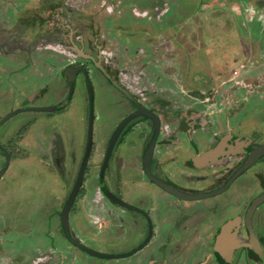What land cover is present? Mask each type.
<instances>
[{"label": "rangeland", "instance_id": "obj_1", "mask_svg": "<svg viewBox=\"0 0 264 264\" xmlns=\"http://www.w3.org/2000/svg\"><path fill=\"white\" fill-rule=\"evenodd\" d=\"M1 1L0 64L3 57L12 64H1L0 76H28L17 71L22 64L19 62L26 60V53L21 51L26 45L34 48L41 42L38 53H46L48 42L52 49L47 50L53 52L54 61L62 62L53 69L58 74L61 66L78 58L73 47L68 46V34L74 33L84 37L94 51L93 42L99 44L105 51L103 59L108 71L124 85L132 86L136 95L159 114L162 137L158 144H193L185 131L192 115L207 122V127L213 126L217 134L231 131L264 140V0H24L12 5L16 8L6 22L2 20L3 8L8 10L11 5ZM17 18L26 19L29 29L19 28ZM31 38L34 41L29 44ZM57 77L50 80L48 96L37 104L63 102L61 96L66 94ZM91 81L92 140L96 151L85 174L84 193L71 209L69 221L75 236L94 245L97 251L112 254L125 250L120 244L127 236V226L120 220L126 212L104 200L97 178L102 153L128 105L124 101L120 106L116 104L122 98L101 73H93ZM5 88L0 84V114L19 105L32 90L10 91L7 95ZM34 115L12 114L0 125V143L6 141L8 131L14 132ZM88 115V89L81 79L65 112L54 116L49 136L39 124L34 133L40 138L39 144H23V151L12 159L0 178V264H132L76 249L64 239L61 229L59 211L75 182L81 152L89 138ZM151 130V122L143 120L124 135L117 152L120 159L114 160L112 171L106 175L110 189L122 191L130 185L128 178L138 184L144 182L140 158L131 164L123 157L130 150L139 156ZM23 136L27 142L35 143L37 139L29 133ZM53 137L63 143L55 144L62 147L58 162H52V144H40ZM200 138H196L199 144L208 140ZM163 150L160 157L164 168L169 169L170 162L165 157L170 152ZM177 150L179 159L174 171H192L185 164L189 148ZM117 169L123 179H118ZM246 180H237L229 195L243 193ZM207 184L205 180L195 184L189 181L187 185ZM137 187L145 193L153 188L150 183ZM128 197L129 192L125 194ZM52 215L53 223H47ZM50 236L55 238L54 251Z\"/></svg>", "mask_w": 264, "mask_h": 264}, {"label": "flooded vegetation", "instance_id": "obj_2", "mask_svg": "<svg viewBox=\"0 0 264 264\" xmlns=\"http://www.w3.org/2000/svg\"><path fill=\"white\" fill-rule=\"evenodd\" d=\"M22 1L24 0H2V4L8 2L11 5L8 10L3 8L2 20L6 22L7 17L16 8L12 5L21 4ZM16 20L19 22V28L26 26L29 29L30 25L25 21L26 19L17 18ZM14 29L16 32L18 31V28ZM33 41L34 38H31L29 44ZM68 41V46L73 47L78 58L61 66L58 74H55L53 69L62 62L60 60L54 61L52 58L53 52L47 50L52 49L48 42L45 45L46 53H38L36 50L41 48L43 44L41 42L36 44L34 48L26 45L25 50L21 51V54L26 53V60L19 62V64H22L17 67V71L25 72L28 76L22 78H17V75L15 78L0 76V84L6 87L7 95L10 94V91L12 93L21 91L22 93L32 88L31 92L18 103L19 105H13L7 112L0 114V125L14 113L33 112L36 114L20 125L14 132L10 133L8 131L9 133L5 134L6 141L0 143V159L2 160L0 178L8 170L12 159H15L23 151V144H39L40 138L34 134L39 124L43 127V132L49 136L54 128V116L65 112V108L75 94L81 79L85 81L88 89L89 125L91 113H93L94 121V90L91 80L93 73L97 71L119 92L122 99L117 100L116 104L120 106L124 101L128 105L126 113L120 116L112 135L120 123L130 114L137 112L140 106L156 115L160 124L157 139L151 147L150 143L156 128L155 119L145 114L136 115L123 126L109 149L111 135L102 153L97 178L99 191L104 200L112 202L126 212L125 218L120 220L127 226V236L123 238L122 243L120 242L125 250L112 253V258L126 260L132 264H264V152L260 149L264 145V140H260L254 134L252 136H240L231 131L217 134L218 130L211 128L213 126L207 127V122L192 115L189 126L185 131L193 144H158L162 137V119L150 105L136 95L137 93L132 86L124 85L122 81L116 79L108 71L106 61L103 59L105 51L102 50L101 46L93 42L94 51L86 43L84 37H76L74 33L68 34ZM1 64V66L7 67L12 62L3 57ZM39 69H42V72L45 70V72L42 73ZM50 69H52V72L49 71ZM91 69L94 70L91 72ZM14 72L13 70L10 73ZM39 73L42 76H39ZM56 75L62 81L60 87L63 88V94H66L61 96L60 101L63 102L46 101V103L37 104V102L48 96L50 80L56 78ZM16 79L19 80L18 83L15 81ZM24 86L29 87L24 88ZM19 95L21 94L18 93V97ZM38 114L43 115L42 119L36 117ZM143 120H149L152 124V130L147 141L141 147L139 156L135 157L130 150L127 157L123 158L131 164L140 158L141 173H138H140V176L142 175L144 182L138 184L135 179L130 178V180L128 178V181H131L130 185L128 183L125 186V189L129 188L128 190L124 188H122V191L120 189H110L106 175L109 170L112 171L114 160L120 159L117 155L119 143L124 139V135L133 131L136 123ZM24 133L26 136L29 133L32 137H37L36 140H33L35 143L25 141ZM197 137L208 140L205 141L206 144L205 142L199 144ZM54 138L50 142H40V144H52L50 146L51 156L53 157L52 162H58L57 155L62 147H57L55 144L63 143L55 141ZM88 142L81 152L80 167L84 159H87L82 182L70 205L66 218H64L63 211L75 186L78 171L73 186L62 202L59 216L64 239L67 240L69 245L81 251H86L81 245L97 251L94 245H88L84 239L74 235L69 221L71 209L84 193L85 174L96 151L93 140L88 151ZM100 148L102 149V147ZM182 148H189L190 150V156L185 160L186 167L192 170L190 172L185 169L174 171L176 168H173V166L179 159L177 149ZM163 149L170 152L169 156L165 157L170 162L169 169L164 168V162L160 157ZM72 154V158H74L75 152L72 151L71 156ZM105 161H107L106 164ZM132 169L134 168L130 170ZM117 170H115V174L118 179L119 177L123 179V173L121 176V171L119 173V170ZM168 170L170 171L168 172ZM241 177L247 178L243 193L239 196H230L232 186ZM200 178L204 180H198ZM205 180L208 181L205 186L192 187L187 185L189 181L195 184L198 181L204 182ZM144 183H150L153 188L146 193L138 191L139 187L137 186ZM176 191L190 195L203 192L204 195L187 198L180 196ZM128 192L129 197L127 199L125 194H128ZM123 202L129 206L123 204ZM48 219L50 222L48 220L47 223H53V215ZM48 240L51 250L54 251L55 238L50 236Z\"/></svg>", "mask_w": 264, "mask_h": 264}, {"label": "water", "instance_id": "obj_3", "mask_svg": "<svg viewBox=\"0 0 264 264\" xmlns=\"http://www.w3.org/2000/svg\"><path fill=\"white\" fill-rule=\"evenodd\" d=\"M108 75V74H107ZM116 83V81H115ZM124 91L130 95L128 93V91H126L124 89ZM139 114H145V115H148V116H152L154 119H155V123H156V128H155V133H154V136H153V139L151 141V147L152 145L155 143L156 139H157V136H158V133H159V121H158V118L156 115H154L151 111L145 109L144 107L140 106L139 110L133 114H130L128 117H126L121 123L120 125L117 127V129L115 130V132L113 133L112 135V138H111V144L109 146V149L111 148V146L113 145V142L116 140L118 134L120 133V131L122 130L123 126L130 120L132 119L133 117H135L136 115H139ZM93 127V113H91V120H90V125H89V138H88V151H89V148L91 146V142H92V128ZM150 147V148H151ZM261 151L264 152V145L262 147H260ZM88 155V153H87ZM86 162H87V159L85 158L84 161L82 162L81 164V167H80V170H79V173H78V177H77V180H76V183H75V186L66 202V205H65V208H64V211H63V216L64 218H66V214L70 208V205L72 204L75 196H76V193L78 191V188L82 182V179H83V173H84V169H85V166H86ZM107 163V161H105V164ZM177 194H179L180 196L182 197H187V198H195V197H200L201 195H204L203 192H199L197 194H194V195H190V194H184V193H181V192H177ZM123 204L129 206L127 203H124ZM82 248L84 250H86L87 252H89L90 254H94V255H99V256H103V257H113L112 254H106V253H101L99 251H96L92 248H89V247H86L84 245H81Z\"/></svg>", "mask_w": 264, "mask_h": 264}]
</instances>
